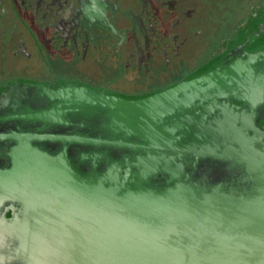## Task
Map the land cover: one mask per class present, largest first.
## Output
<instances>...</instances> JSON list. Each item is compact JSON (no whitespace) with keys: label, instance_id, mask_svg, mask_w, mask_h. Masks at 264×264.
<instances>
[{"label":"water","instance_id":"obj_1","mask_svg":"<svg viewBox=\"0 0 264 264\" xmlns=\"http://www.w3.org/2000/svg\"><path fill=\"white\" fill-rule=\"evenodd\" d=\"M139 95L0 87V264H264V21Z\"/></svg>","mask_w":264,"mask_h":264},{"label":"flooded vegetation","instance_id":"obj_2","mask_svg":"<svg viewBox=\"0 0 264 264\" xmlns=\"http://www.w3.org/2000/svg\"><path fill=\"white\" fill-rule=\"evenodd\" d=\"M213 1L0 0V87L77 82L129 95L166 88L264 19V0H243L246 11L234 20L223 14L226 0ZM54 63L70 71L58 78Z\"/></svg>","mask_w":264,"mask_h":264},{"label":"rangeland","instance_id":"obj_3","mask_svg":"<svg viewBox=\"0 0 264 264\" xmlns=\"http://www.w3.org/2000/svg\"><path fill=\"white\" fill-rule=\"evenodd\" d=\"M220 2L222 4L224 2V0L223 1L221 0ZM220 2L214 0L212 2L213 4L211 3V5H213V6L221 5ZM226 3H228L227 5L230 7V10L224 11L223 14L225 13V15H227V18L228 19H231L232 18L234 20L236 18H240L245 13V11H246L247 4L243 0H226ZM217 13H216V9L211 8V15H212V17L215 14H217ZM54 67H55V69H57L56 73H60V74H57V77L58 78L61 77V74L62 73H64V72L66 73V71H70V67L67 66V65H61L59 63H54Z\"/></svg>","mask_w":264,"mask_h":264}]
</instances>
